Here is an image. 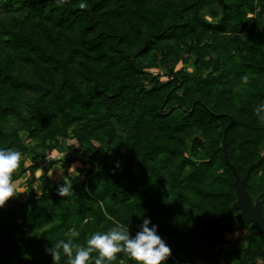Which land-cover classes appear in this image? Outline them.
I'll return each instance as SVG.
<instances>
[{
  "label": "trees",
  "instance_id": "16d2710c",
  "mask_svg": "<svg viewBox=\"0 0 264 264\" xmlns=\"http://www.w3.org/2000/svg\"><path fill=\"white\" fill-rule=\"evenodd\" d=\"M0 1V147L22 153L14 181L49 164L0 207V264H54L45 246L70 229L83 245L113 222L134 235L144 216L168 264L209 259L236 211L231 117L239 174L264 158V0Z\"/></svg>",
  "mask_w": 264,
  "mask_h": 264
},
{
  "label": "clouds",
  "instance_id": "9594fccd",
  "mask_svg": "<svg viewBox=\"0 0 264 264\" xmlns=\"http://www.w3.org/2000/svg\"><path fill=\"white\" fill-rule=\"evenodd\" d=\"M79 7H86L85 0H81ZM253 111L260 121H264V103L258 104ZM21 160L20 151L0 147V207H3L9 198L24 192L13 180V173L20 166ZM71 187V183L65 179L57 187V195H70ZM158 227L151 217L144 216L133 235L130 227L113 222L106 231L87 235L83 245L74 241L73 238L79 237L80 232L72 228L67 239H60L52 243L51 247L46 245L45 251L52 256L54 264L61 259V252L67 258V264H112L118 253L125 254L135 261V264H168L172 248L159 234ZM93 253L95 255H92Z\"/></svg>",
  "mask_w": 264,
  "mask_h": 264
},
{
  "label": "flooded vegetation",
  "instance_id": "af4514ba",
  "mask_svg": "<svg viewBox=\"0 0 264 264\" xmlns=\"http://www.w3.org/2000/svg\"><path fill=\"white\" fill-rule=\"evenodd\" d=\"M262 159L264 161V158ZM253 174L254 171L249 179L248 191L253 204H259L261 215L264 218V189L251 186ZM256 176L264 178V171L257 172ZM234 209L236 211L233 213V219L229 228L225 231L224 240L217 246L218 253L215 254L216 260L210 261V263L264 264V225L259 227L253 220H249L239 223L235 227L236 214L240 210L237 208Z\"/></svg>",
  "mask_w": 264,
  "mask_h": 264
},
{
  "label": "water",
  "instance_id": "95a60500",
  "mask_svg": "<svg viewBox=\"0 0 264 264\" xmlns=\"http://www.w3.org/2000/svg\"><path fill=\"white\" fill-rule=\"evenodd\" d=\"M233 122V118H230V122L226 125L223 133L222 148L225 156L226 162L230 165L233 170L236 186V197L237 199L233 203V207L239 209L240 211L236 214L234 226L236 227L239 223L244 221L253 220L256 224L261 227L264 225V218L261 215L259 204H253L251 195L248 191L249 179L255 168L259 167L262 163V158L256 162L251 163L244 176H241L237 171L236 166L229 159L227 152V132L229 127Z\"/></svg>",
  "mask_w": 264,
  "mask_h": 264
},
{
  "label": "rangeland",
  "instance_id": "374dc122",
  "mask_svg": "<svg viewBox=\"0 0 264 264\" xmlns=\"http://www.w3.org/2000/svg\"><path fill=\"white\" fill-rule=\"evenodd\" d=\"M1 2V1H0ZM5 9L4 8H1L0 7V12L1 13H4ZM193 61L194 59H191L188 63H186L185 67L189 68L190 70H193L194 69V64H193ZM180 67L181 64H178ZM157 71V70H156ZM163 78H166L165 76H163ZM260 152H262V154H264V147L262 149H260ZM76 154V153H75ZM77 155V154H76ZM65 155L62 153V154H58V155H50L49 158H54V159H58V158H63ZM29 158H25L24 159V166H26L28 164L27 160ZM79 165L75 162L71 165V168L70 170L73 171V170H76V168L78 167ZM49 168V164L46 162V163H40V167L38 169H36L35 171H30V170H26L25 172H23L20 177L15 180L16 184L18 185V187L20 189H22L24 192H21L17 197L19 198H26L27 197V192H28V178L29 179H33L34 181V185L38 186L40 184V177L42 175V173L46 170H48ZM61 169L59 167V164H55L52 168H50V174L52 175V178L53 180L55 181H58L61 179L62 175H61ZM209 253L211 254L209 259H201V260H198V264H212L210 263V261H215L216 260V256L215 254L218 253L217 251V247H211L209 248ZM207 261V263H206Z\"/></svg>",
  "mask_w": 264,
  "mask_h": 264
}]
</instances>
